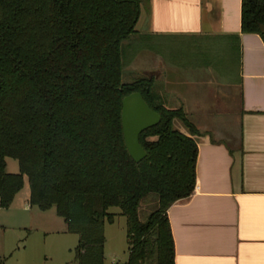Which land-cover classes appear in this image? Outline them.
<instances>
[{"label": "trees", "instance_id": "16d2710c", "mask_svg": "<svg viewBox=\"0 0 264 264\" xmlns=\"http://www.w3.org/2000/svg\"><path fill=\"white\" fill-rule=\"evenodd\" d=\"M147 3L0 0V209L26 177L29 205L53 208L79 236L78 264H103L112 208L126 220L123 264H174L167 211L194 191L199 132L180 103L167 108L162 84L124 71L122 44ZM240 30L264 42V0H241ZM132 93L160 117L139 136L146 154L139 163L121 126L122 100ZM7 158L17 174L6 172Z\"/></svg>", "mask_w": 264, "mask_h": 264}, {"label": "crops", "instance_id": "0c3cea01", "mask_svg": "<svg viewBox=\"0 0 264 264\" xmlns=\"http://www.w3.org/2000/svg\"><path fill=\"white\" fill-rule=\"evenodd\" d=\"M240 8L148 0L122 44L133 71L167 97L171 86L199 132L194 191L167 211L174 264H264V42L241 33ZM213 94L228 110L217 112Z\"/></svg>", "mask_w": 264, "mask_h": 264}, {"label": "rangeland", "instance_id": "374dc122", "mask_svg": "<svg viewBox=\"0 0 264 264\" xmlns=\"http://www.w3.org/2000/svg\"><path fill=\"white\" fill-rule=\"evenodd\" d=\"M135 65H130L128 56L125 57L124 71L135 72ZM166 89L169 97L173 88L166 85ZM211 98L216 101L215 108L218 113L228 110L225 101H218L219 95L213 94ZM170 100L167 99V108H177L178 105ZM174 128L186 135L185 129L178 121L174 122ZM230 131L236 133L237 129L233 125ZM6 172L18 173L15 160L6 159ZM23 181V188L16 195L12 205L7 210L0 209V264H78L73 258L79 236L67 232L66 225L56 216L53 208L40 211L31 207L28 203L27 178L24 177ZM109 212L116 216L112 224L105 223L102 228L103 264H123L128 258L126 220L120 215L118 208H112Z\"/></svg>", "mask_w": 264, "mask_h": 264}, {"label": "water", "instance_id": "95a60500", "mask_svg": "<svg viewBox=\"0 0 264 264\" xmlns=\"http://www.w3.org/2000/svg\"><path fill=\"white\" fill-rule=\"evenodd\" d=\"M160 117L146 104L140 93L123 98L121 104V126L123 141L130 158L139 163L146 154L139 144L142 132L159 124Z\"/></svg>", "mask_w": 264, "mask_h": 264}]
</instances>
